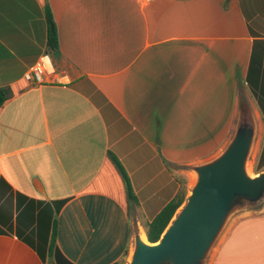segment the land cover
<instances>
[{
  "label": "crops",
  "instance_id": "0c3cea01",
  "mask_svg": "<svg viewBox=\"0 0 264 264\" xmlns=\"http://www.w3.org/2000/svg\"><path fill=\"white\" fill-rule=\"evenodd\" d=\"M45 6L57 28L51 54ZM41 58L54 75L31 86L24 74ZM1 87L19 93L0 108V264H48L35 246L50 228L45 207L58 202L66 261L115 264L127 251V262L134 228L146 236L174 177L223 150L241 105L255 143L262 128L257 159L264 0H0ZM108 153L129 176L130 212L113 196ZM219 241L207 264H264V213L241 216Z\"/></svg>",
  "mask_w": 264,
  "mask_h": 264
},
{
  "label": "water",
  "instance_id": "95a60500",
  "mask_svg": "<svg viewBox=\"0 0 264 264\" xmlns=\"http://www.w3.org/2000/svg\"><path fill=\"white\" fill-rule=\"evenodd\" d=\"M257 135L254 117L241 105L233 135L213 159L192 166L195 181L160 239L149 243L134 228L127 264H205L228 220L264 201V171L251 176L248 162Z\"/></svg>",
  "mask_w": 264,
  "mask_h": 264
},
{
  "label": "trees",
  "instance_id": "16d2710c",
  "mask_svg": "<svg viewBox=\"0 0 264 264\" xmlns=\"http://www.w3.org/2000/svg\"><path fill=\"white\" fill-rule=\"evenodd\" d=\"M44 16L47 23V41H46V52L48 54L56 53L58 50V38L57 28L53 20L51 10L48 6L44 7ZM252 85L253 81H249ZM19 93L14 87H1L0 88V108L14 98L15 94ZM258 103L264 119V99L258 98ZM106 165L110 168L114 175V179L117 180V186L113 192V196L120 203H122L130 212L132 208L138 206L137 198L132 189L129 176L120 163V161L112 154L108 153L106 158ZM254 173L258 174L264 171V139L261 145L260 153L254 164ZM178 189L171 201L165 205L162 210L156 215L151 221L143 224V229L146 235V239L149 243L153 244L159 241L162 233L165 231L176 212L184 204L187 197L186 178L183 176L174 177ZM65 202H58L52 204V207H45L44 213H48L50 217V228L46 225L42 226L43 236H46L44 240L38 241V246H35L37 252L44 261L48 264H70L66 261L58 248L56 247V234H57V222L55 215L58 213L60 208ZM128 252L126 251L121 258L115 264H125Z\"/></svg>",
  "mask_w": 264,
  "mask_h": 264
},
{
  "label": "rangeland",
  "instance_id": "374dc122",
  "mask_svg": "<svg viewBox=\"0 0 264 264\" xmlns=\"http://www.w3.org/2000/svg\"><path fill=\"white\" fill-rule=\"evenodd\" d=\"M240 103L242 104H247V105H252V102L250 101V98L248 97L247 94L245 93H242L241 92V95H240ZM260 124V123H259ZM261 126L259 125V131H258V136H257V140H256V143H255V146L253 148V151L251 153V156H250V159H249V162H248V172L251 176L253 175H256L254 173V164H255V159H256V156H257V153H258V149H259V144H260V138H261V131H262V128H260ZM185 171H186V188H187V196L189 195V190L191 188V186L193 185L194 181H195V176H194V173L188 169V168H184ZM182 207V206H181ZM180 207V208H181ZM179 208V209H180ZM178 212V211H177ZM176 212V213H177ZM264 213V201L259 204L257 207L253 208V209H250L248 212H245L243 214H236L234 216H232L228 222L226 223L225 227L223 228V230L221 231V233L219 234V236H227L228 235V232L230 231V229L232 228V226L234 225V223L241 217V216H249L250 214L252 215H261ZM220 238V237H219ZM219 238L217 240L216 243H214L213 245V248L212 250L215 248V246L220 242L219 241ZM212 250L210 251L208 257L206 258V262L205 264L208 263L210 257H211V254H212ZM129 260V259H128ZM128 261L125 263L127 264Z\"/></svg>",
  "mask_w": 264,
  "mask_h": 264
},
{
  "label": "built area",
  "instance_id": "2783aa9c",
  "mask_svg": "<svg viewBox=\"0 0 264 264\" xmlns=\"http://www.w3.org/2000/svg\"><path fill=\"white\" fill-rule=\"evenodd\" d=\"M147 2L152 0H145ZM54 72L51 70L47 58H41L28 72L24 74V80L31 86H40L45 82L46 77H52ZM53 82L60 83V78H54Z\"/></svg>",
  "mask_w": 264,
  "mask_h": 264
},
{
  "label": "bare ground",
  "instance_id": "6f19581e",
  "mask_svg": "<svg viewBox=\"0 0 264 264\" xmlns=\"http://www.w3.org/2000/svg\"><path fill=\"white\" fill-rule=\"evenodd\" d=\"M141 237H142L143 240H145V237H144V234L143 233H141Z\"/></svg>",
  "mask_w": 264,
  "mask_h": 264
}]
</instances>
